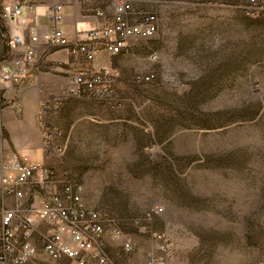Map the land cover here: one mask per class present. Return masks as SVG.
Masks as SVG:
<instances>
[{
    "label": "rangeland",
    "instance_id": "1",
    "mask_svg": "<svg viewBox=\"0 0 264 264\" xmlns=\"http://www.w3.org/2000/svg\"><path fill=\"white\" fill-rule=\"evenodd\" d=\"M159 1L157 35L108 65L119 71L110 79L120 107L52 97L59 109L40 124L60 133L63 152L49 166L102 214L116 264L149 253L165 264H264V0ZM97 7L112 16L111 0ZM3 32L0 13V67L10 60ZM156 208L163 212L147 217ZM154 234L163 235L164 253ZM35 241L32 264H70Z\"/></svg>",
    "mask_w": 264,
    "mask_h": 264
},
{
    "label": "built area",
    "instance_id": "2",
    "mask_svg": "<svg viewBox=\"0 0 264 264\" xmlns=\"http://www.w3.org/2000/svg\"><path fill=\"white\" fill-rule=\"evenodd\" d=\"M114 4V14L107 17L104 11H99L103 22L96 24L87 38H77L70 43L64 33V6L62 3L46 4V15L49 31L45 39L54 46H73V50L92 65L99 55L110 58L124 57L129 54L132 44L157 35L160 27V17L156 10L159 0H111ZM250 5H256V0H249ZM34 8L32 0H0V13L4 20L19 19L22 7ZM2 36L10 48L24 46L21 35ZM33 43L39 41L37 35L31 38ZM39 54L35 46L26 47L23 55L13 63L0 67V85L8 82L11 85L21 83L27 65L37 61ZM152 59H157L153 54ZM119 71L110 67L85 70L73 73L68 89L63 95L77 98H92L111 101L120 107L117 98L111 91L113 81L118 78ZM138 82H149L151 76H137ZM58 103L49 97L41 105L40 116L52 117L58 110ZM44 149L51 161L60 157L63 148L55 143L60 135L46 121L42 123ZM3 131L0 128V134ZM67 174L56 175L49 165L32 163L16 152H10L3 157L0 171V198L2 201V216L0 220V264H32L38 252L35 237H40L43 252L54 261L66 259L70 264H116L107 254L104 242V217L95 210L87 208L83 199L82 186L65 180ZM60 184L58 187L54 181ZM52 185V188H51ZM50 189L38 203L31 202L36 198L37 190ZM10 198L14 199L11 206ZM30 201V202H29ZM162 208L154 209L147 217L159 215ZM40 222L47 224L46 229L38 230ZM115 237L121 233L115 231ZM154 240L163 244L162 234H154ZM123 249L131 252L134 246L131 241L123 242ZM137 264H165L162 256L149 253Z\"/></svg>",
    "mask_w": 264,
    "mask_h": 264
},
{
    "label": "crops",
    "instance_id": "3",
    "mask_svg": "<svg viewBox=\"0 0 264 264\" xmlns=\"http://www.w3.org/2000/svg\"><path fill=\"white\" fill-rule=\"evenodd\" d=\"M32 1L34 8L29 9L23 6L19 19L4 20L7 34L21 35L24 38V46L10 48V60L5 61L4 64L18 60L26 47L31 45L35 46L39 58L27 65L26 73L21 77V83L11 85L5 82L0 85V128L3 131L2 135L0 134V171L3 157L10 152H16L32 163L49 165L50 159L44 149L40 124L41 102L49 97L62 95L68 88L73 73L88 67L96 70L108 67L112 60L108 56L99 55L94 63L89 65L73 50L72 45L54 46L45 39L49 31L46 4H63L62 28L72 43L77 38L86 39L95 25L103 22L101 16L98 15L99 11L103 10L97 7V0ZM33 35L39 37L38 42H32ZM13 202L14 199L10 198L9 206ZM2 207L0 198V220L3 213Z\"/></svg>",
    "mask_w": 264,
    "mask_h": 264
}]
</instances>
